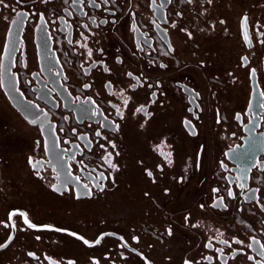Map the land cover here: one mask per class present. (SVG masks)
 <instances>
[{
	"label": "flooded vegetation",
	"instance_id": "obj_1",
	"mask_svg": "<svg viewBox=\"0 0 264 264\" xmlns=\"http://www.w3.org/2000/svg\"><path fill=\"white\" fill-rule=\"evenodd\" d=\"M0 65V264H264V0H3Z\"/></svg>",
	"mask_w": 264,
	"mask_h": 264
},
{
	"label": "water",
	"instance_id": "obj_2",
	"mask_svg": "<svg viewBox=\"0 0 264 264\" xmlns=\"http://www.w3.org/2000/svg\"><path fill=\"white\" fill-rule=\"evenodd\" d=\"M240 27H241L242 37L244 41L248 44L249 43V30H248V21H247L246 14L242 15L240 19ZM243 60L245 61L244 57H243ZM251 77H252V80H251L252 90H251V96H250V100L247 106V110H252L254 117H252L250 121L244 126L248 134L244 137V143L240 146V150H246L251 144V140L253 136H255L252 125L257 124L258 116L256 115V111L260 108L261 102H262V91L259 88L256 78L254 77L253 74L251 75ZM227 154L229 157L232 156L231 151H228ZM255 155L256 153H253L251 155L249 165L253 164L255 160Z\"/></svg>",
	"mask_w": 264,
	"mask_h": 264
},
{
	"label": "snow or ice",
	"instance_id": "obj_3",
	"mask_svg": "<svg viewBox=\"0 0 264 264\" xmlns=\"http://www.w3.org/2000/svg\"><path fill=\"white\" fill-rule=\"evenodd\" d=\"M0 3H3V0H0ZM5 6H7V5H5ZM19 15V14H18ZM43 16H41V21H43ZM17 21H13V23H16ZM246 39H247V37H246ZM246 59V58H245ZM0 67H2V65H0ZM162 67H163V65H162ZM107 70V69H106ZM255 71V70H254ZM129 75H131V73H129ZM85 87L87 88L88 87V85H85ZM124 103H125V105H127V103H128V101L127 100H125L124 101ZM137 111L139 112V111H144V109L143 108H138L137 109ZM35 121H33V123H34ZM96 135L97 136H99L100 135V133L99 132H97L96 133ZM65 143H67V141H65ZM45 150L47 151V145L45 144ZM101 147H103V145H101ZM233 152H235L236 150L235 149H233L232 150ZM241 156L243 157V158H245V159H249L250 158V156H249V154L248 153H243V154H241ZM32 161H31V158H30V163H31ZM37 164H39V161H37L36 162V164H34L33 166L34 167H36V165ZM262 167H264V165H262ZM148 175L149 176H151L152 175V173L151 172H148ZM53 188H54V190H56V188H55V186H53ZM214 191H215V189H214ZM232 195V193L231 192H229V196H231ZM215 206V205H214ZM13 215H15V213H13ZM20 215H24L23 213H20ZM11 218V217H10ZM25 223L28 225V227L29 228H36L37 226L36 225H34V224H32L30 221H28V219L25 217ZM7 226V225H6ZM14 227V226H13ZM169 234H171L170 232H169ZM69 235H75L74 233H69ZM77 239H82L83 240V242L85 243V244H89V241L88 240H86V239H83V237H79V236H77L76 237ZM37 239H39V237H37ZM9 240H11V237H9ZM101 241H100V239H97L96 241H95V243L96 244H99ZM222 243H226V241H222ZM236 243H241L240 241H236ZM258 243V242H257ZM4 246H6V245H2V244H0V247H4ZM208 247H211V244H209L208 245ZM222 251V250H221ZM29 255H32V253H29ZM262 255H264V253H262ZM249 259H252V257L250 256V257H248ZM50 264H54V262H50ZM69 264H71V262H69ZM185 264H189V262L188 261H185Z\"/></svg>",
	"mask_w": 264,
	"mask_h": 264
}]
</instances>
